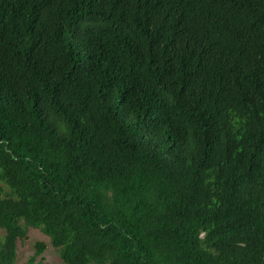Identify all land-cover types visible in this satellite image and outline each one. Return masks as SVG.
<instances>
[{
	"label": "trees",
	"instance_id": "obj_1",
	"mask_svg": "<svg viewBox=\"0 0 264 264\" xmlns=\"http://www.w3.org/2000/svg\"><path fill=\"white\" fill-rule=\"evenodd\" d=\"M0 181V264H264V0H0Z\"/></svg>",
	"mask_w": 264,
	"mask_h": 264
},
{
	"label": "rangeland",
	"instance_id": "obj_2",
	"mask_svg": "<svg viewBox=\"0 0 264 264\" xmlns=\"http://www.w3.org/2000/svg\"><path fill=\"white\" fill-rule=\"evenodd\" d=\"M0 191L3 195L9 193L8 187L0 181ZM4 235V231L0 229V238ZM42 242L45 244V250L35 260V264H64L58 257L55 249L51 246L49 239L43 235L38 229L29 228L27 238L18 242L17 264H22L34 255V243Z\"/></svg>",
	"mask_w": 264,
	"mask_h": 264
}]
</instances>
